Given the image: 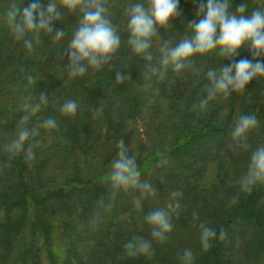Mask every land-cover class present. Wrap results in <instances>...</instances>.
Instances as JSON below:
<instances>
[{
  "label": "trees",
  "instance_id": "1",
  "mask_svg": "<svg viewBox=\"0 0 264 264\" xmlns=\"http://www.w3.org/2000/svg\"><path fill=\"white\" fill-rule=\"evenodd\" d=\"M10 2L0 0V264H179L185 249L192 250L193 264H264V184L246 193L238 183L251 153L264 145V76L199 107L210 86L207 71L251 59L247 49L232 59L217 51L194 56L179 72L161 69L160 46L191 35L195 0H180L179 15L158 30L151 62L127 45V10L137 0H103L120 46L98 70L73 77L66 48L80 14L65 11L55 23L65 32L62 40L42 33L28 50L3 21ZM240 2L233 0L232 9ZM245 2L249 11L264 8V0ZM148 63L160 71L152 74ZM117 72L125 77L119 83ZM41 94L47 103L28 126L53 117L57 127L39 129L32 138L33 158L26 161L4 145L25 114L24 104ZM68 99L77 110L64 116L59 107ZM241 115L257 120L243 142L246 148L234 146L230 137ZM119 140L155 195L110 184ZM173 191L181 195L180 208L171 213L172 230L154 240L144 216L173 203ZM201 222L217 232L207 250L199 242ZM134 236L151 241L150 256L124 254L123 244Z\"/></svg>",
  "mask_w": 264,
  "mask_h": 264
},
{
  "label": "clouds",
  "instance_id": "2",
  "mask_svg": "<svg viewBox=\"0 0 264 264\" xmlns=\"http://www.w3.org/2000/svg\"><path fill=\"white\" fill-rule=\"evenodd\" d=\"M233 0H195L196 19L188 23L191 35L174 45L164 42L159 48L158 63L162 68L171 66L174 71H181L192 65V57L204 56L213 51L227 59L238 55L243 47L247 49L251 59L241 58L216 69L207 71L210 86L206 98L200 101L202 109L209 100L218 95L228 96L232 92H241L254 78L264 76V62L257 59L264 57V8L257 7L249 11L245 0L235 5ZM180 0H137L127 10V45L131 52L145 61L153 60L151 51L153 38L160 28L170 26L179 15ZM78 12L79 21L66 48V69L69 76H81L89 68L99 69L117 51L120 37L112 26L103 0H29L17 4L15 0L7 5L2 13L3 21L10 34L16 40H22L24 47L33 49L40 35L52 34L56 41L63 39L65 32L55 28L63 13ZM152 74L158 70L148 63ZM125 77L119 72L115 75L117 83ZM31 100V97H29ZM47 103V97L41 94L38 100L25 103V114L20 117L13 137L4 145L11 155L23 153L24 159L33 158V137L39 135V129L52 130L57 127L53 117L43 119L38 127H29L31 117L40 112ZM77 110L75 100H65L59 107L64 116H71ZM257 120L253 115H241L230 131L231 141L236 147H244L243 143L250 130L255 128ZM117 154L111 161L109 182L113 188L129 190L139 189L145 195H155L151 183L142 182L135 156L126 154L123 140L117 142ZM242 192H250L257 184H264V145L258 146L250 155L246 172L239 178ZM173 203L164 208H157L144 216L154 240H163L172 230L171 213L180 208L177 199L181 193L173 191ZM138 204L139 201L137 200ZM196 213H193L195 218ZM199 242L202 249L207 250L217 237L215 229L201 222L199 225ZM223 231L219 233L223 238ZM124 254L128 257L138 255L150 256L152 243L143 237L134 236L123 244ZM179 264H193L191 249H185L178 257Z\"/></svg>",
  "mask_w": 264,
  "mask_h": 264
},
{
  "label": "rangeland",
  "instance_id": "3",
  "mask_svg": "<svg viewBox=\"0 0 264 264\" xmlns=\"http://www.w3.org/2000/svg\"><path fill=\"white\" fill-rule=\"evenodd\" d=\"M24 101H26V100H24Z\"/></svg>",
  "mask_w": 264,
  "mask_h": 264
}]
</instances>
